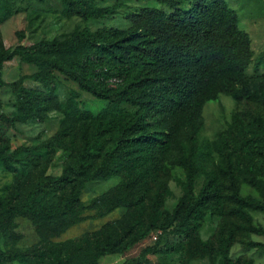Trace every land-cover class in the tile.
I'll list each match as a JSON object with an SVG mask.
<instances>
[{
	"label": "trees",
	"instance_id": "1",
	"mask_svg": "<svg viewBox=\"0 0 264 264\" xmlns=\"http://www.w3.org/2000/svg\"><path fill=\"white\" fill-rule=\"evenodd\" d=\"M0 1L3 21L13 11L5 0ZM154 1L168 6L174 3ZM61 2L66 15L102 18L114 12L113 8L87 7V0ZM127 21L126 30L84 29L65 41L19 44L12 51L0 52V75L3 63L19 56L40 69L29 76L34 80L46 82L55 69L75 79L94 96L109 98V105L98 114L86 113L89 123L82 127L80 148L59 176L40 177L19 202L11 196L0 197V230L18 215L38 213L57 218L71 213L87 179L125 175L117 193L103 202L109 209L133 208V225L116 239L110 235L96 239L91 257L81 264H97L101 256L126 251L151 232L164 231L172 224L178 233L190 238V252L191 246L199 245L212 259L216 255L227 258L239 237L262 232L253 226L248 209L264 211V202L241 196L239 180L256 188L262 186L259 177L264 176V132L249 136L242 121L234 116L228 130L217 134L214 145L218 164L206 171L196 195L194 181L200 169L194 168L192 145L203 125L206 102L216 100L220 94L234 99L249 95L250 79L245 70L253 57L250 38L240 29L238 14L226 0H189L188 8L169 13L145 6L129 14ZM83 50L89 51L86 57L71 58ZM110 75L122 77L123 84L114 89L108 86L105 79ZM21 82L19 78L10 85ZM29 94L26 92L24 97ZM121 104L131 111L124 110ZM26 109L36 113L32 102ZM20 118L0 115L2 166H11L16 160L6 153L3 127ZM253 142H260L259 151L251 148ZM20 150L23 149H16L12 155ZM166 164L184 168L188 179L183 196L171 212L162 207ZM136 191L139 194L133 196ZM50 192L57 195L58 202L48 209L36 210L37 198ZM208 213L221 221L226 216L234 220L228 226L222 222L213 237L202 241L196 229ZM41 257L46 264H67L60 249L44 251ZM30 258L33 255L0 250V264ZM41 262L38 264H44Z\"/></svg>",
	"mask_w": 264,
	"mask_h": 264
},
{
	"label": "rangeland",
	"instance_id": "2",
	"mask_svg": "<svg viewBox=\"0 0 264 264\" xmlns=\"http://www.w3.org/2000/svg\"><path fill=\"white\" fill-rule=\"evenodd\" d=\"M226 1L237 12L240 29L250 38L253 57L245 70L250 79V93L243 99L220 94L216 100L204 105L203 125L192 145L194 168L200 169L194 181L195 195L206 171L218 164L214 145L217 134L228 130L234 116L242 121L249 136L256 137L264 132V0ZM5 3L13 14L0 21V52L12 51L19 44L31 46L39 41H65L84 29L126 30L129 27L127 16L145 6L166 13L189 7V0H174L171 6L154 0H87V7L114 10L102 18H92L64 14L61 0H5ZM88 53V50L78 51L71 58L83 59ZM64 58L67 59V55ZM38 72L41 71L37 65L14 56L3 63L0 75V115L6 118L22 116L13 125L3 127L6 153L16 160L8 167L0 165V197L11 196L16 202L22 200L25 191L40 177L61 174L80 148L82 127L89 123L86 113L96 115L109 105V98L94 96L82 89L75 79L58 70L53 69L46 82L29 77ZM19 78H22L20 85H10ZM105 81L113 89L124 82L116 75L108 76ZM26 92L30 93L27 98L24 97ZM30 102L36 106L35 114L26 109ZM120 107L131 111L127 105L121 104ZM259 143L251 144L255 152L261 149ZM18 148L23 150L12 155ZM124 179L125 175L87 179L82 185L78 205L71 213L60 217L45 218L38 213L16 216L0 230V250L26 253L33 258L1 264H38L40 260L46 264L41 256L49 249H60L67 264H81L88 260L96 239L107 235L116 239L133 225V208L118 206L109 209L103 202L104 198L117 193ZM162 180L165 186L162 207L171 212L184 194L187 175L181 166L166 164ZM259 181L262 186L256 188L240 179V195L264 202V176L259 177ZM138 194L136 191L133 196ZM57 202V195L50 192L37 198L35 209L45 210ZM248 211L253 226L261 228L262 232L239 237L230 247L227 258L216 255L212 259L199 245L191 246L193 250L190 252V238L178 233L172 224L164 231L151 232L126 251L101 256L97 264H264V211L254 208ZM231 220L233 217L226 216L221 221L208 213L201 220L196 234L200 240H207L215 235L222 222L228 226ZM249 242L260 245L250 246ZM167 246L174 250H168Z\"/></svg>",
	"mask_w": 264,
	"mask_h": 264
}]
</instances>
